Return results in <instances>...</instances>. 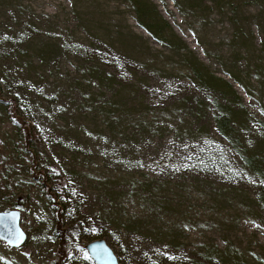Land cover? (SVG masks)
<instances>
[{"label":"rangeland","instance_id":"1","mask_svg":"<svg viewBox=\"0 0 264 264\" xmlns=\"http://www.w3.org/2000/svg\"><path fill=\"white\" fill-rule=\"evenodd\" d=\"M0 85L67 183L73 242L0 101V211L28 235L0 264H96L99 238L120 264H264V0H0Z\"/></svg>","mask_w":264,"mask_h":264},{"label":"trees","instance_id":"2","mask_svg":"<svg viewBox=\"0 0 264 264\" xmlns=\"http://www.w3.org/2000/svg\"><path fill=\"white\" fill-rule=\"evenodd\" d=\"M2 92L3 89L0 85L1 106L6 110L7 116L14 124L17 136L19 138V143L24 145V152L29 158V164L26 165L25 170L36 181L39 182L43 195L46 197L48 203L54 210V217L56 220L55 233L60 240V247H62V245L64 247H67V251L70 248V244H72L73 242L69 237L68 230L64 228L65 208L60 201V199L65 195L67 183L63 178L60 169L53 162L49 163L48 169H44L42 167L44 160L49 159V155L44 152V145L41 141V138L39 137L38 132L36 131L34 126L20 113L17 99L11 98L6 100L2 97ZM1 114L2 113L0 110V117ZM216 120L219 135L224 139L230 138V132L232 131V129L231 119L229 115L226 113H219ZM250 164L254 167H259L253 160ZM262 180L264 181V177L262 178ZM261 189L262 193L264 194V186ZM28 202L29 197L26 196L24 197L22 203L16 201L14 202L13 206L19 207L23 203L25 204ZM82 248L86 247L82 246Z\"/></svg>","mask_w":264,"mask_h":264},{"label":"water","instance_id":"3","mask_svg":"<svg viewBox=\"0 0 264 264\" xmlns=\"http://www.w3.org/2000/svg\"><path fill=\"white\" fill-rule=\"evenodd\" d=\"M27 233L21 226L19 209L0 211V239L12 247H20L27 240ZM90 257L96 264H120L115 251L103 238L95 239L86 245Z\"/></svg>","mask_w":264,"mask_h":264}]
</instances>
